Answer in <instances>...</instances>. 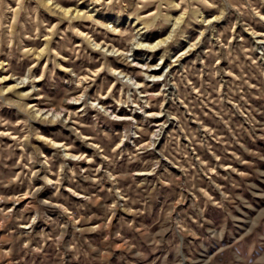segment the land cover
Segmentation results:
<instances>
[{
  "label": "rangeland",
  "instance_id": "obj_1",
  "mask_svg": "<svg viewBox=\"0 0 264 264\" xmlns=\"http://www.w3.org/2000/svg\"><path fill=\"white\" fill-rule=\"evenodd\" d=\"M0 264H264V0H0Z\"/></svg>",
  "mask_w": 264,
  "mask_h": 264
},
{
  "label": "bare ground",
  "instance_id": "obj_2",
  "mask_svg": "<svg viewBox=\"0 0 264 264\" xmlns=\"http://www.w3.org/2000/svg\"><path fill=\"white\" fill-rule=\"evenodd\" d=\"M147 47H150V48H152V47H155V45H151V46H147ZM19 83V82H18Z\"/></svg>",
  "mask_w": 264,
  "mask_h": 264
}]
</instances>
